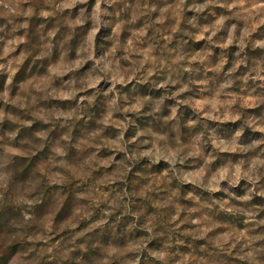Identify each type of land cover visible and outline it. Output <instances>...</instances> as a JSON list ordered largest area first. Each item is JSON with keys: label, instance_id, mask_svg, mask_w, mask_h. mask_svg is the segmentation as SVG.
I'll use <instances>...</instances> for the list:
<instances>
[{"label": "clouds", "instance_id": "clouds-1", "mask_svg": "<svg viewBox=\"0 0 264 264\" xmlns=\"http://www.w3.org/2000/svg\"><path fill=\"white\" fill-rule=\"evenodd\" d=\"M0 264H264V0H0Z\"/></svg>", "mask_w": 264, "mask_h": 264}]
</instances>
